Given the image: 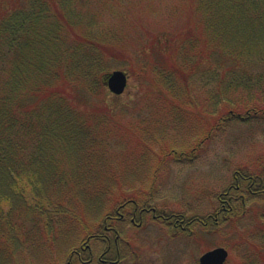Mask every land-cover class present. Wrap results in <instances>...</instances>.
<instances>
[{
	"label": "trees",
	"instance_id": "trees-1",
	"mask_svg": "<svg viewBox=\"0 0 264 264\" xmlns=\"http://www.w3.org/2000/svg\"><path fill=\"white\" fill-rule=\"evenodd\" d=\"M148 1L166 9L168 18L182 17L175 31L164 17V31L175 38L186 32L178 40L185 51L176 68L170 62L173 71L148 56L164 52L166 41L155 43L154 34L143 52L135 36L132 50L146 55L136 63L137 75L174 101V87L163 78L177 80L182 70L185 89L191 80L201 82L205 108L264 123V0ZM144 2L0 0V255L12 242L20 249L28 242L49 245L77 219L69 204L82 193H113L115 177L102 170L108 141L90 130L97 124L90 101L105 88L110 61L127 58L128 31L138 23L132 18L140 21L153 9ZM186 97L187 106L196 105ZM216 122L207 121L205 140Z\"/></svg>",
	"mask_w": 264,
	"mask_h": 264
},
{
	"label": "rangeland",
	"instance_id": "rangeland-1",
	"mask_svg": "<svg viewBox=\"0 0 264 264\" xmlns=\"http://www.w3.org/2000/svg\"><path fill=\"white\" fill-rule=\"evenodd\" d=\"M143 4L152 5V11L141 15L137 10L141 20L132 18L134 23L138 22L132 29L140 33L128 31L130 39L128 43L124 40L129 49L127 58L122 62L111 60L107 72L121 69L127 73L125 91L113 98L104 84L105 88L98 90L90 101L97 120L90 130L108 141V147L103 148L107 165L102 170L107 177H115L110 178L113 193L97 197L82 193L77 203V199L67 203L77 219L64 225V230L56 231L49 245L28 242L20 249L18 243L12 242V249L0 255V264H62L65 252L96 227L109 201L151 197V202L160 208L190 218L208 217L220 207L217 197L234 184L236 172L264 179V123L243 122L226 112L222 114L219 108H205L202 96L207 93L201 90V82L191 80L189 90L185 89V72L180 69H176L180 72L177 80L173 76L163 78L171 89L174 87V101L152 87L148 79L137 75L136 63L146 56L141 48L132 50L138 35L145 45L143 52L154 34L158 39L155 43L167 42L166 49H161L164 52L149 51L148 56L173 71L170 62L176 68L185 51L178 40L186 32L175 38L164 31L167 23L164 17L173 24L174 31L184 22L182 17L174 14L168 18L169 12L161 6L148 0ZM187 94L195 100V106H187ZM214 119L217 128L210 126L209 138L205 140V125ZM242 193H237L232 202L234 214L223 215L225 218L216 225L209 221L204 231L192 236L194 239L171 237L153 227L147 232H137L143 236L140 241L134 239L135 249L142 257H153L156 264H198L202 253L217 247L228 252L225 264H264V192ZM195 228L197 232L198 227ZM254 230L257 235L248 238ZM92 247L95 251L101 249L98 243Z\"/></svg>",
	"mask_w": 264,
	"mask_h": 264
},
{
	"label": "flooded vegetation",
	"instance_id": "flooded-vegetation-1",
	"mask_svg": "<svg viewBox=\"0 0 264 264\" xmlns=\"http://www.w3.org/2000/svg\"><path fill=\"white\" fill-rule=\"evenodd\" d=\"M257 182L264 184V179L236 173L234 184L217 197L220 207L208 217L190 218L184 213L160 208L151 202V197L109 202L104 207L103 217L95 224L96 227L82 235L73 248L65 252L66 259L62 264H156L153 257H142L140 251L135 249L134 239L140 241L139 237L143 236L137 232H147L156 227L171 237L196 236L200 230L204 231L209 221L216 225L223 215L232 212L236 194H243L242 186L246 185L251 194L259 193V190L252 188ZM261 192H264V188ZM97 243L101 249L95 251L92 246Z\"/></svg>",
	"mask_w": 264,
	"mask_h": 264
},
{
	"label": "water",
	"instance_id": "water-1",
	"mask_svg": "<svg viewBox=\"0 0 264 264\" xmlns=\"http://www.w3.org/2000/svg\"><path fill=\"white\" fill-rule=\"evenodd\" d=\"M105 85L115 95H120L127 86V74L122 70H114L105 76ZM227 251L223 247H217L202 254L200 264H224Z\"/></svg>",
	"mask_w": 264,
	"mask_h": 264
}]
</instances>
